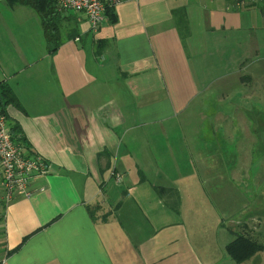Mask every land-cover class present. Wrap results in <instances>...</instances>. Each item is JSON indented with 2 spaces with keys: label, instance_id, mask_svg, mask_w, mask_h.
Masks as SVG:
<instances>
[{
  "label": "crops",
  "instance_id": "crops-1",
  "mask_svg": "<svg viewBox=\"0 0 264 264\" xmlns=\"http://www.w3.org/2000/svg\"><path fill=\"white\" fill-rule=\"evenodd\" d=\"M112 11L97 31L60 11L78 34L49 54L34 10L0 8V85L20 105L8 124L49 163L30 197L6 204L0 188V264H207L194 213L251 177L237 166L264 143V0Z\"/></svg>",
  "mask_w": 264,
  "mask_h": 264
},
{
  "label": "rangeland",
  "instance_id": "rangeland-1",
  "mask_svg": "<svg viewBox=\"0 0 264 264\" xmlns=\"http://www.w3.org/2000/svg\"><path fill=\"white\" fill-rule=\"evenodd\" d=\"M4 6L7 5L2 2L0 8H3ZM247 102L249 104L254 103L252 99L247 100ZM214 108L216 107L214 106ZM255 120V117L252 116L251 122L253 123ZM181 127L183 126L181 125ZM260 131V133L256 132L252 135H255L256 137H264V129H261ZM206 134L207 133H205V135ZM232 141L236 142V139L234 138ZM262 144L263 148L256 147L254 150L248 151L253 153V160L249 165L237 166L239 168H244V173L250 174L251 177L246 178L244 181L241 180L242 178L240 177V180L230 183V185L234 184L239 186L240 194L243 193V195L239 198H231L230 204L226 201L229 200V198L217 197L216 199L218 202H215L212 213H206L205 210L202 212L199 208L198 211L194 213V223L191 225L194 230H197L196 234L202 240V243L209 247H206L209 251L208 254L203 255L200 253L204 263L264 264V250L240 263L235 262L226 251V245L240 233L252 236L264 243V143ZM233 167V165L229 166V172ZM209 178L206 180L208 187L219 185V183H221L215 180L212 184ZM206 182L202 181L200 183L206 184ZM223 184L227 185L226 181H224ZM232 200L239 201V205L233 203ZM242 200L245 202L243 207L240 206ZM211 224L215 225L214 229H210Z\"/></svg>",
  "mask_w": 264,
  "mask_h": 264
},
{
  "label": "built area",
  "instance_id": "built-area-1",
  "mask_svg": "<svg viewBox=\"0 0 264 264\" xmlns=\"http://www.w3.org/2000/svg\"><path fill=\"white\" fill-rule=\"evenodd\" d=\"M122 2L123 0H56L60 11L83 14L93 31H97L105 23L107 12L114 10ZM48 172L49 163L45 158L41 155L29 156L22 144L15 140L7 114L0 108V188L3 190V202L9 204L16 195L30 197L35 177ZM116 179L120 182L122 176L117 174Z\"/></svg>",
  "mask_w": 264,
  "mask_h": 264
},
{
  "label": "trees",
  "instance_id": "trees-1",
  "mask_svg": "<svg viewBox=\"0 0 264 264\" xmlns=\"http://www.w3.org/2000/svg\"><path fill=\"white\" fill-rule=\"evenodd\" d=\"M5 2L10 8L22 6L30 8L37 13L40 18L49 54L56 53L65 39L72 40L78 34L76 30H62L60 27V11L56 0H5ZM112 12V10H109L107 14L110 15ZM178 14L179 12H177L175 16ZM177 25L184 37L187 34V24L179 20ZM10 105L20 106L10 87L1 84L0 108L6 113V109ZM11 130L15 140L18 143H22V139L19 137L20 133L18 127H13L11 125ZM226 250L234 261L240 263L264 250V243L252 236L240 233L228 243Z\"/></svg>",
  "mask_w": 264,
  "mask_h": 264
}]
</instances>
